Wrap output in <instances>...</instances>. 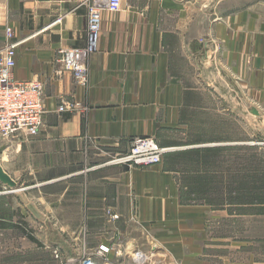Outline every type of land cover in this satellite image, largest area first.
I'll list each match as a JSON object with an SVG mask.
<instances>
[{
	"label": "crops",
	"instance_id": "1",
	"mask_svg": "<svg viewBox=\"0 0 264 264\" xmlns=\"http://www.w3.org/2000/svg\"><path fill=\"white\" fill-rule=\"evenodd\" d=\"M121 7L102 9L80 83L57 58L60 49L88 45V8L0 0V49L10 26L19 42L15 78L43 81L46 113L37 136L0 138L2 167L21 187L0 180L8 189L0 209L11 210L17 194L29 203L37 197L47 226H84L82 241L132 237L145 251L148 234L164 256L158 264H209L199 257L210 245L208 222L242 219L229 210L264 179L254 164L263 146L255 138L264 140V0H122ZM68 101L79 106L59 112ZM139 136L167 149L159 164L116 160ZM242 206L251 219L264 212L257 202ZM233 264H264V254Z\"/></svg>",
	"mask_w": 264,
	"mask_h": 264
},
{
	"label": "rangeland",
	"instance_id": "2",
	"mask_svg": "<svg viewBox=\"0 0 264 264\" xmlns=\"http://www.w3.org/2000/svg\"><path fill=\"white\" fill-rule=\"evenodd\" d=\"M255 142L263 143L264 146V140L260 141L256 137ZM263 146L258 145L257 150H254V164L261 171L264 169ZM15 188L20 189L21 187L16 186ZM4 190L8 189L0 187V191ZM16 197L11 210L0 209V264H81L83 255L90 248L97 246L98 238L89 237V240L82 241V233L86 235L84 226H72L65 232L59 226H47L39 198L33 197V200L29 199L33 203H29L23 195L17 194ZM223 202L220 199L215 204L220 205ZM242 205L229 210L233 214L242 215V219L239 217L236 220L228 218L225 224L216 219H211L208 222L209 228L204 242L210 245H206L207 247L200 251L199 257L208 258L209 264H233L243 259L248 262L251 259V254H264V212H261L262 214L257 219H251L250 215L243 216L242 213H250V208H245ZM9 217L13 220L12 228L5 226L10 225L5 221V219L9 220ZM131 224L140 228L136 222H131ZM107 226L105 224L103 229H108ZM89 228L90 226H86L87 230ZM114 228H117V223ZM147 236L149 235L146 234L141 240L146 244V250L141 251L144 255L152 258V261L142 264H158L161 259H164V256L163 254L157 255L152 249L154 243ZM240 238L243 239L245 245L242 248H236L235 240L240 241ZM118 240L117 243L123 244V249H128L126 252L129 255H132L135 249L139 250L133 244L132 237L129 240L121 237ZM214 244H218L219 247ZM117 261L119 259L115 260V262ZM160 264H167V262L162 261Z\"/></svg>",
	"mask_w": 264,
	"mask_h": 264
},
{
	"label": "built area",
	"instance_id": "3",
	"mask_svg": "<svg viewBox=\"0 0 264 264\" xmlns=\"http://www.w3.org/2000/svg\"><path fill=\"white\" fill-rule=\"evenodd\" d=\"M78 6L88 8V45L82 48L67 47L58 51L57 61L65 71L73 73L77 82L87 80V58L95 49L98 34L101 29V11L106 7L109 11L117 12L122 7V0H68ZM6 45L0 49V138L34 137L39 134L44 123L45 105L43 98L44 83L40 78L19 81L15 78L16 49L19 45L14 39L12 27L8 26L5 34ZM79 104L68 101L58 106L59 112L75 110ZM166 148L150 136H139L133 139L129 150L116 160L128 166L144 168V166L159 164ZM112 220L119 215L107 211ZM144 254L141 250H134L129 255L122 245L114 241L105 240L90 248L83 255L81 264H142L140 259ZM119 261L115 262V260Z\"/></svg>",
	"mask_w": 264,
	"mask_h": 264
},
{
	"label": "trees",
	"instance_id": "4",
	"mask_svg": "<svg viewBox=\"0 0 264 264\" xmlns=\"http://www.w3.org/2000/svg\"><path fill=\"white\" fill-rule=\"evenodd\" d=\"M255 181V193L249 194L247 191L245 194H242V198L238 201L249 203V202H257L259 204L264 205V179L260 177H256ZM248 189V183L242 184V191H245Z\"/></svg>",
	"mask_w": 264,
	"mask_h": 264
},
{
	"label": "water",
	"instance_id": "5",
	"mask_svg": "<svg viewBox=\"0 0 264 264\" xmlns=\"http://www.w3.org/2000/svg\"><path fill=\"white\" fill-rule=\"evenodd\" d=\"M252 113L258 115L259 111L257 109H252ZM0 180L6 184L9 187L15 188L17 183L16 181L8 174L4 171L1 161H0Z\"/></svg>",
	"mask_w": 264,
	"mask_h": 264
}]
</instances>
